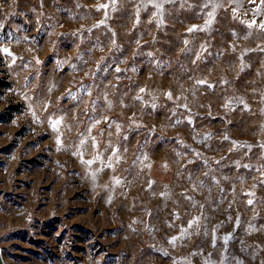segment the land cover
I'll list each match as a JSON object with an SVG mask.
<instances>
[{"label":"rangeland","instance_id":"374dc122","mask_svg":"<svg viewBox=\"0 0 264 264\" xmlns=\"http://www.w3.org/2000/svg\"><path fill=\"white\" fill-rule=\"evenodd\" d=\"M5 48L6 264H264V0H0Z\"/></svg>","mask_w":264,"mask_h":264},{"label":"water","instance_id":"95a60500","mask_svg":"<svg viewBox=\"0 0 264 264\" xmlns=\"http://www.w3.org/2000/svg\"><path fill=\"white\" fill-rule=\"evenodd\" d=\"M104 130H105V129H101V130H100V134H101V136H104ZM0 264H6V261H5V259H4V254H3V251H2V249H1V246H0Z\"/></svg>","mask_w":264,"mask_h":264},{"label":"snow or ice","instance_id":"6c2138e0","mask_svg":"<svg viewBox=\"0 0 264 264\" xmlns=\"http://www.w3.org/2000/svg\"><path fill=\"white\" fill-rule=\"evenodd\" d=\"M0 51H3L4 53H6V54H8V55H11V53L8 51V49H3V50H0ZM71 95V94H70ZM58 123V122H57ZM52 128L54 129V130H56V123H53L52 124ZM58 143H59V141H57Z\"/></svg>","mask_w":264,"mask_h":264}]
</instances>
